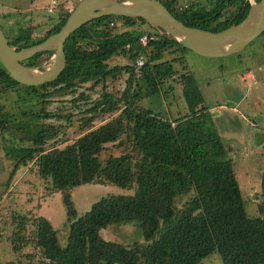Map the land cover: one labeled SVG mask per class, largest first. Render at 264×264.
Here are the masks:
<instances>
[{"label": "trees", "instance_id": "obj_1", "mask_svg": "<svg viewBox=\"0 0 264 264\" xmlns=\"http://www.w3.org/2000/svg\"><path fill=\"white\" fill-rule=\"evenodd\" d=\"M158 1L184 24L209 30L239 21L249 6L248 0H213L208 7H195L189 1L177 9L179 0ZM68 13L59 12L58 19L40 26L19 27L7 42L16 48L38 42L56 31ZM117 20L124 26L115 24ZM136 20L145 22L140 16L118 14L84 22L63 42L65 63L58 76L38 85L24 84L32 89L60 83L68 86L76 80L113 77L122 70L128 73L117 97L104 91L87 108L92 113L82 120L81 131L70 141L44 148L50 132L42 124L30 133L29 145L11 148L17 157L12 168L34 158L37 174L47 187L59 191L67 223L60 242L49 219L36 214L28 235L17 233L16 241L27 242L29 238L32 242L30 264H196L211 252H217L222 264H264V216L246 213L231 156L212 124L193 75L184 70L175 79L186 107L184 113L162 117L132 106L138 98L136 77L143 81L147 93L162 90V79L174 73L171 60L160 59L163 49L171 45L186 48L165 32L140 44L137 35L142 30L126 27ZM51 52L36 51L20 61L37 64ZM138 53L146 59L135 71L133 60ZM119 54H126L131 64L106 62ZM18 84L0 64V90ZM119 103L122 106L117 114L92 124L97 115L116 111ZM2 123L3 119L0 130ZM113 141L126 150L100 161V150ZM92 181L132 190L107 193L77 212L71 188ZM186 187L192 189V196L175 214L174 196ZM260 187L264 194V167ZM128 222L135 223L140 240L123 244L99 232ZM160 223L166 224L151 238Z\"/></svg>", "mask_w": 264, "mask_h": 264}, {"label": "rangeland", "instance_id": "obj_2", "mask_svg": "<svg viewBox=\"0 0 264 264\" xmlns=\"http://www.w3.org/2000/svg\"><path fill=\"white\" fill-rule=\"evenodd\" d=\"M55 1L50 9L48 7L52 4L51 0L39 2L37 8L41 14L38 19L23 17V12L26 11L23 7L27 0H15L14 6L9 10L8 6L3 8V16H8L10 12L13 18L10 24H3L0 18V28L6 39L11 38L19 27L29 24L43 25L58 19L59 12L63 14L70 11L78 0ZM189 1L195 7H208L213 0H179L175 4L176 8L181 9ZM115 24L121 23L117 20ZM148 25L147 22L136 20L126 27L141 31L148 29ZM142 55L144 61L146 55ZM160 59H170L174 73L162 79V90L154 93H147L143 81L139 76L136 77L137 84L134 89L138 98L133 101L132 106L148 109L162 117H174L184 113L186 107L175 79L180 72L189 71L204 102L218 106L210 112L211 121L231 156L246 213L249 216H264V194L260 187L261 171L264 167V28L238 52L207 56L171 45L163 49ZM48 60L49 58L44 59L38 64L44 65ZM106 62L113 65L131 64L132 61L126 54H119L108 57ZM127 75L122 70L113 77L106 76L96 81L94 78L76 80L68 86L60 83L32 89L18 84L0 90V120L3 119V129L0 130V264H30L32 242L27 238V242L19 243L15 235L18 233L26 237L31 228V220L36 214H42L49 219L60 242H63L67 231L59 191L47 187V182L37 174L34 158L12 168L17 157L11 148L29 145L30 133L39 129L42 124L47 125L50 132V136L44 140V148L52 144L61 146L70 141L81 131L79 125L82 120L92 113L87 108L104 91L117 97L126 84ZM121 106L122 103H119L116 111L97 115L92 124L96 125L117 114ZM228 106H234L236 112H228ZM125 150L116 141L106 142L98 154V159L102 161L110 154L116 155ZM131 190L132 188L113 183L92 181L72 187L71 197L77 212H81L102 195ZM191 196L190 187L174 196L175 214L187 205ZM165 224L160 223L151 238H155ZM99 232L104 238L123 244L141 239L134 222L107 226ZM12 244H15L13 247L17 246L16 249ZM196 264L222 263L217 252H211Z\"/></svg>", "mask_w": 264, "mask_h": 264}, {"label": "water", "instance_id": "obj_3", "mask_svg": "<svg viewBox=\"0 0 264 264\" xmlns=\"http://www.w3.org/2000/svg\"><path fill=\"white\" fill-rule=\"evenodd\" d=\"M245 15L218 30L186 25L158 0H78L61 26L42 40L16 48L0 28V64L21 84L35 85L55 79L65 63L63 42L84 22L106 14L140 16L150 26L161 28L182 46L207 56L226 55L240 50L264 28V0H248ZM51 50V64L27 65L20 60L36 51Z\"/></svg>", "mask_w": 264, "mask_h": 264}, {"label": "crops", "instance_id": "obj_4", "mask_svg": "<svg viewBox=\"0 0 264 264\" xmlns=\"http://www.w3.org/2000/svg\"><path fill=\"white\" fill-rule=\"evenodd\" d=\"M28 2L24 5V9H26V11L23 12V17H30V18H37L38 19V16L39 14H41L39 11H38V4L41 0H27ZM14 3H15V0H0V18L3 22V24L5 22L7 23H11L13 21V18H12V15L10 14V12L8 13V16H3V11L6 6H8V10L12 8V6H14ZM40 18V16H39ZM6 19V21H5ZM56 20V19H55ZM42 24H38V26H40ZM218 106L215 107V105H208V111L211 112L213 109L217 108ZM227 111L229 112H232V113H235L236 112V108L234 106H228L227 107ZM219 109V108H218Z\"/></svg>", "mask_w": 264, "mask_h": 264}, {"label": "built area", "instance_id": "obj_5", "mask_svg": "<svg viewBox=\"0 0 264 264\" xmlns=\"http://www.w3.org/2000/svg\"><path fill=\"white\" fill-rule=\"evenodd\" d=\"M51 5L50 7H48V9H50L55 3L56 1L55 0H51ZM47 9V8H46ZM164 32L161 28H158V27H154L152 26V28L150 29H146V30H142L138 35H137V41L144 45L146 44V42L150 39V38H156L157 37V34L158 33H162ZM167 34V33H166ZM142 54L141 53H138L134 60H133V64H134V70L137 71L138 68L140 67V65L143 63V60H142Z\"/></svg>", "mask_w": 264, "mask_h": 264}, {"label": "bare ground", "instance_id": "obj_6", "mask_svg": "<svg viewBox=\"0 0 264 264\" xmlns=\"http://www.w3.org/2000/svg\"><path fill=\"white\" fill-rule=\"evenodd\" d=\"M51 61H52V59H49V60L46 62V64L43 65L44 68H45V67H48V66L51 64Z\"/></svg>", "mask_w": 264, "mask_h": 264}, {"label": "flooded vegetation", "instance_id": "obj_7", "mask_svg": "<svg viewBox=\"0 0 264 264\" xmlns=\"http://www.w3.org/2000/svg\"><path fill=\"white\" fill-rule=\"evenodd\" d=\"M250 41H251V40H250ZM250 41H249V42H250ZM249 42H247L246 44H248ZM244 46H245V45H244ZM236 52H238V51H236ZM240 78L242 79V78H243V76L241 75V77H240Z\"/></svg>", "mask_w": 264, "mask_h": 264}]
</instances>
